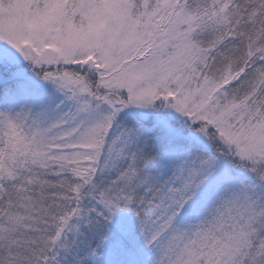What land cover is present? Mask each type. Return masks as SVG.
<instances>
[{"label": "snow or ice", "instance_id": "obj_1", "mask_svg": "<svg viewBox=\"0 0 264 264\" xmlns=\"http://www.w3.org/2000/svg\"><path fill=\"white\" fill-rule=\"evenodd\" d=\"M0 264H264V0H0Z\"/></svg>", "mask_w": 264, "mask_h": 264}]
</instances>
